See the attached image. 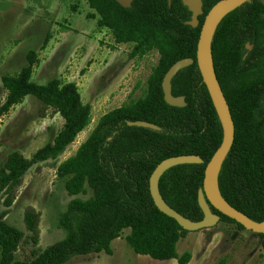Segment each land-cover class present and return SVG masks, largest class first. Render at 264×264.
Returning a JSON list of instances; mask_svg holds the SVG:
<instances>
[{
    "label": "trees",
    "instance_id": "obj_1",
    "mask_svg": "<svg viewBox=\"0 0 264 264\" xmlns=\"http://www.w3.org/2000/svg\"><path fill=\"white\" fill-rule=\"evenodd\" d=\"M171 1V4L169 3ZM222 0H203L200 26L187 25L191 12L183 0H136L131 8L115 0H88L115 43L131 45L130 59L151 52L160 55L147 81L146 94L129 105L104 115L76 155L57 167L73 199L58 219L63 240L45 249L39 243V214L28 208L24 222L29 235L10 225L6 216L32 167L57 160L92 122V108L84 104L75 83L58 79L45 85L32 81L35 52L15 75L4 76L7 98L0 117L27 97L40 101L64 120L61 131L31 159L19 152L9 155L0 168V264H68L83 256L113 255L112 243L130 230L126 241L141 256L158 261L189 264L192 256L177 253L179 242L189 232L161 213L150 194L149 180L166 159L196 155L201 165L175 167L162 177L160 192L166 203L192 221H202L198 193L203 190L205 171L221 147L224 127L197 65L202 25L209 11ZM247 45L253 47L248 50ZM214 69L235 124L234 144L224 159L218 187L222 198L256 223L264 222V3L249 0L225 15L211 43ZM194 64L172 81L175 97H185L187 106L176 108L164 101L162 82L169 69L182 59ZM148 122L152 130L131 127ZM221 221L237 224L214 208ZM243 229V226L237 224ZM261 246L264 252V234ZM32 242L31 257L18 260L23 244Z\"/></svg>",
    "mask_w": 264,
    "mask_h": 264
},
{
    "label": "rangeland",
    "instance_id": "obj_2",
    "mask_svg": "<svg viewBox=\"0 0 264 264\" xmlns=\"http://www.w3.org/2000/svg\"><path fill=\"white\" fill-rule=\"evenodd\" d=\"M264 2V0H262ZM98 14L88 0H0V109L6 101L4 76L15 75L27 65V55L35 52L32 81L45 85L58 79L78 86L84 104L92 108V122L56 161L34 166L27 173L16 200L6 216L7 222L27 231L24 214L33 208L39 214V243L45 249L64 239L59 216L75 199L65 182L58 178L57 167L76 155L100 119L129 105L146 94L147 81L158 65L154 51L130 59L131 45L115 43L107 28L98 26ZM64 120L33 97H27L7 115L0 117V168L10 154L31 157L61 131ZM0 201V211H5ZM125 230L112 244L113 255L105 253L78 257L68 264H178L177 260L158 261L137 255L129 246ZM32 242L21 245L18 260L31 257ZM189 252V264H264L258 233L221 221L215 227L191 232L183 238L177 253Z\"/></svg>",
    "mask_w": 264,
    "mask_h": 264
},
{
    "label": "water",
    "instance_id": "obj_3",
    "mask_svg": "<svg viewBox=\"0 0 264 264\" xmlns=\"http://www.w3.org/2000/svg\"><path fill=\"white\" fill-rule=\"evenodd\" d=\"M115 1L121 7L128 9L132 7V4L136 0ZM247 1L249 0H222L218 2L214 7H212V9L209 11L205 18V22L202 27L198 42L196 59L197 65L200 69L203 81L208 89L210 97L218 111V114L222 120L224 127V138L222 145L214 154L210 163L207 165L203 190H200L198 193V205L204 215L203 220L195 222L188 218H185L183 215L178 213L166 203L160 192V181L162 177L166 174V172L178 166L201 165L203 164V160L199 156L184 155L166 159L156 167L149 180L150 194L156 208L167 217L173 219L184 231H187L189 233L210 229L219 224L221 222V217L212 212L211 208H214L222 215L228 217L231 220H234L237 224L243 226V228L254 231L258 234H264V222L256 223L241 212L234 209L229 203H227L222 198L218 187V175L221 165L234 144L235 124L228 102L222 91L221 85L214 69L211 52V43L213 40L215 29L222 20V18ZM169 3L171 4V1ZM183 4L189 9L192 14L191 20L187 22V25L193 28H198L200 23L199 19L201 16L204 15L203 0H183ZM211 33L212 36L210 37ZM209 39V50L212 61L211 70L208 68V63L206 59V49L208 46ZM247 48L248 50L253 49V47L250 45H247ZM194 63L195 62L192 59H182L176 62L166 73L162 82V90L164 94V101L167 105L176 108H185L187 106L185 97H175L173 95L172 81L182 70L192 66ZM129 126L159 130V127L148 122L142 121L131 122L129 123ZM217 169L218 174L216 178V185L218 189V195H215L212 191V183L213 175Z\"/></svg>",
    "mask_w": 264,
    "mask_h": 264
},
{
    "label": "bare ground",
    "instance_id": "obj_4",
    "mask_svg": "<svg viewBox=\"0 0 264 264\" xmlns=\"http://www.w3.org/2000/svg\"><path fill=\"white\" fill-rule=\"evenodd\" d=\"M211 36H212V33H211L210 37ZM209 44H210V39H209L208 46L206 49V59H207V63H208V68L211 70L212 69V61H211V54H210V50H209ZM217 174H218V169L215 171V173L213 175V183H212V191L215 195H218V189H217V185H216Z\"/></svg>",
    "mask_w": 264,
    "mask_h": 264
},
{
    "label": "flooded vegetation",
    "instance_id": "obj_5",
    "mask_svg": "<svg viewBox=\"0 0 264 264\" xmlns=\"http://www.w3.org/2000/svg\"><path fill=\"white\" fill-rule=\"evenodd\" d=\"M191 16H192V14H191ZM206 18V17H205ZM204 22H205V20H204ZM203 25H204V23H203ZM203 25H202V27H203ZM199 26H200V23H199ZM202 30V29H201ZM196 57H197V53H196Z\"/></svg>",
    "mask_w": 264,
    "mask_h": 264
},
{
    "label": "crops",
    "instance_id": "obj_6",
    "mask_svg": "<svg viewBox=\"0 0 264 264\" xmlns=\"http://www.w3.org/2000/svg\"><path fill=\"white\" fill-rule=\"evenodd\" d=\"M262 1V0H261ZM263 2V1H262ZM264 3V2H263ZM118 240V239H117ZM116 241V240H115ZM113 244V243H112ZM113 249V248H112ZM114 253V252H113Z\"/></svg>",
    "mask_w": 264,
    "mask_h": 264
}]
</instances>
